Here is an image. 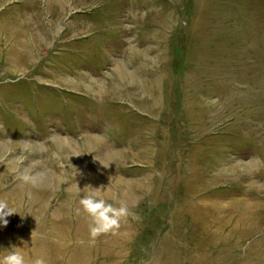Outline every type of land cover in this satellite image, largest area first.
Instances as JSON below:
<instances>
[{
  "label": "rangeland",
  "instance_id": "1",
  "mask_svg": "<svg viewBox=\"0 0 264 264\" xmlns=\"http://www.w3.org/2000/svg\"><path fill=\"white\" fill-rule=\"evenodd\" d=\"M0 201V255L264 264V0H0Z\"/></svg>",
  "mask_w": 264,
  "mask_h": 264
},
{
  "label": "clouds",
  "instance_id": "2",
  "mask_svg": "<svg viewBox=\"0 0 264 264\" xmlns=\"http://www.w3.org/2000/svg\"><path fill=\"white\" fill-rule=\"evenodd\" d=\"M21 179L28 182L33 177L23 175ZM102 192L103 190L100 188L93 189L91 186H86L81 190L77 186L79 206L75 211L77 214L83 212L90 218L89 232L93 237L115 231L119 228L123 218L132 215L126 202L117 200L116 196L113 195L111 199L116 200L118 204V206H114L107 199L101 198L100 193ZM13 214L18 213L7 202L0 201V227H5L8 223L6 217ZM133 218L137 217L133 216ZM11 249L7 250L6 254L0 255V264H45L43 258H36L30 262L24 251V247L13 246Z\"/></svg>",
  "mask_w": 264,
  "mask_h": 264
},
{
  "label": "bare ground",
  "instance_id": "3",
  "mask_svg": "<svg viewBox=\"0 0 264 264\" xmlns=\"http://www.w3.org/2000/svg\"><path fill=\"white\" fill-rule=\"evenodd\" d=\"M108 157V156H107ZM109 163V162H108ZM25 249V248H24ZM27 249V248H26ZM35 250V249H34ZM36 252V251H35ZM27 255V254H26ZM29 256V255H28ZM38 256V255H37ZM32 257V256H31ZM41 257H42V254H41ZM44 259V258H43ZM31 260V259H30ZM46 260V259H45ZM46 262V261H45ZM47 264V263H46Z\"/></svg>",
  "mask_w": 264,
  "mask_h": 264
}]
</instances>
